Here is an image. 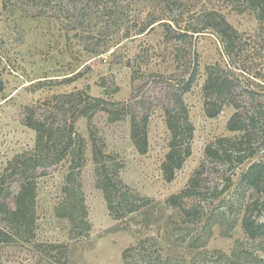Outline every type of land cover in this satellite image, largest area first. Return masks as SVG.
I'll list each match as a JSON object with an SVG mask.
<instances>
[{
  "label": "rangeland",
  "instance_id": "1",
  "mask_svg": "<svg viewBox=\"0 0 264 264\" xmlns=\"http://www.w3.org/2000/svg\"><path fill=\"white\" fill-rule=\"evenodd\" d=\"M8 1L0 0V173L10 166L13 172L4 175L1 199L12 200L22 180L15 159H27L35 149L36 132L29 123L65 128L77 138L79 157L68 156L37 177L33 234L25 241L0 243V264H127L124 254L147 240L146 255L154 264H223L221 254L230 255L237 243L251 256L250 264H264V240H250L236 215L218 218L221 206L233 203L239 209L256 199L239 179L246 166L221 170L205 157L209 144L234 136L227 125L236 110L227 106L211 119L204 108L205 69L211 65L219 64L237 81V102L248 100L245 89L264 94V19L245 0H194L191 14L220 13L239 32L241 44L230 60L212 31L187 40L200 67L183 97L195 131L190 156L169 180L163 170L171 141L165 109L173 90L189 75L174 63L176 47L185 45L174 38L181 31L147 0H123L131 3L118 25L109 20L101 0H65L77 7L69 19L54 15L55 8H47L45 17H33L26 6H7ZM116 1L104 3L110 8ZM190 17L182 27L197 19ZM91 98L109 106L96 111ZM135 115L149 116L144 154L132 138ZM95 145L107 158L104 162L118 167L113 177L121 189L145 200L134 207L144 203L146 208L126 214L121 207L116 215L110 213L98 171L104 162L95 163ZM256 147L262 148L259 158L264 159V136ZM203 162L209 180L199 201L206 210L196 223H186L168 200L190 185ZM233 173V184L225 181L228 189L223 191L219 180ZM4 219L0 213L2 227ZM135 256L132 252L130 261Z\"/></svg>",
  "mask_w": 264,
  "mask_h": 264
},
{
  "label": "trees",
  "instance_id": "2",
  "mask_svg": "<svg viewBox=\"0 0 264 264\" xmlns=\"http://www.w3.org/2000/svg\"><path fill=\"white\" fill-rule=\"evenodd\" d=\"M64 1L9 0L6 4L11 7H17L22 4V6L29 8L30 11L28 12L33 17H45L48 14L47 8H55L53 9L54 15L58 14V18L63 16V18L69 19L73 8L77 9V7L75 3ZM101 1H103V10H105L109 20L113 19V25H118V21L127 16V6L131 3L117 0L109 8V4L104 3L105 0ZM147 1L155 4L162 13L160 16H166L167 20L181 31L174 35V38L178 43L185 45L176 47L174 63L180 68L184 66L189 71L188 79L185 82H181L178 88L173 90L170 96L171 101L165 109L166 126L170 133L171 141L170 151L163 165V170L165 175L171 180L175 172L184 165L191 154V144L195 131L190 122L189 111L183 97L191 90L199 76L200 67L198 55L187 49L186 45L189 44L187 40L192 39L196 35L212 31L221 41L226 57L231 60L241 44V37L239 32L218 12L210 11L201 12L198 15H195L196 13L191 14L194 8V0ZM227 1L234 3V0ZM245 1L248 8L254 10L258 18L263 20L264 0ZM33 10H38V12ZM190 15L189 19H195L196 16L197 19L182 27L181 24ZM164 20L166 19H161V21ZM133 24H136V21ZM165 26L171 32L173 31L171 25L166 24ZM137 59L139 57L135 60ZM183 60H186L185 65L182 64ZM205 73L204 108L207 117L211 119L218 117L227 106H233L236 110L227 125L228 131L234 133V136L222 137L209 144L205 150L206 162L220 167L221 170L227 167V170H234V172L246 166L240 174L241 185L257 195L253 201L240 204L239 209L233 203L221 206L218 218L222 220L228 215L234 217L236 215V221L241 218L242 229L250 240H264V222L260 221V217L264 213V202H262V199H264V159L259 158L261 157L259 155L262 153V148L256 147L258 140L264 136V94L245 89L243 95L248 100L244 103L237 102L235 99V92L238 89L237 81L230 76L225 68L219 64L211 65L206 67ZM91 99L95 104L96 111L102 105L109 106V103L104 99ZM28 125L36 132L35 149L31 154L32 156L27 159L18 157L14 161L16 165L14 169L20 172L23 177L18 191L10 201L1 199V196L7 183L4 175L10 173V171L13 172L11 166L6 168L4 173H0V213L4 216V220L7 221L6 225L0 226L1 244H9L15 241L16 238L25 241L29 235L33 234V227L36 221L34 208L37 177L44 175L45 169L59 165L68 156L73 157L75 160L76 157H79L74 150L77 138L74 139L72 134L68 136L65 128H55L53 125L49 126L42 121H33ZM148 125V115L143 118L136 115L132 117V138L138 150L143 154L148 150ZM78 147L81 149L79 144ZM93 150V158L97 165L100 164V161L104 162L107 159L103 156V151L97 148V145H95ZM79 154L82 156L83 151H80ZM102 165H104L102 169L98 168L100 187L104 192L108 209L112 215H116L121 207L126 214H134L141 208L147 207L144 203L141 207H134L138 202H145V200L133 195L129 190L121 189L120 183L113 177L118 170V167H115L116 165L109 160L108 163L104 162ZM39 170H42L41 174L38 173ZM234 175L235 173L228 177L225 176V179L221 177L222 179L219 181L221 187L224 186L223 191L228 189V185H223L224 182H228L229 186H231ZM208 180L207 167L203 162L195 172L190 185L177 196L169 198V206L178 208L185 217L186 223H196L199 220V216H201V211L206 210L205 207L201 206L202 203L199 201L201 200L199 196L207 191ZM69 220L71 222L74 221L70 216ZM147 241L140 242L134 249L124 254V260L127 264H154L152 259L146 255L147 251L144 245ZM52 248L64 249L59 246H52ZM132 252H135L136 256L133 261H130ZM221 256L224 259L223 264H250L249 259L251 256L243 250V245H239V243H237L236 248L230 255L222 253ZM157 259L159 260V257Z\"/></svg>",
  "mask_w": 264,
  "mask_h": 264
}]
</instances>
